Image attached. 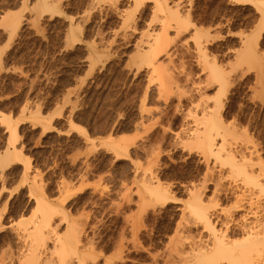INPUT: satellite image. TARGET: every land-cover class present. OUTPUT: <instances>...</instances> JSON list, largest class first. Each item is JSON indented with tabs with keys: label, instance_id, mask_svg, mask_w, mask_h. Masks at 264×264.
<instances>
[{
	"label": "rangeland",
	"instance_id": "374dc122",
	"mask_svg": "<svg viewBox=\"0 0 264 264\" xmlns=\"http://www.w3.org/2000/svg\"><path fill=\"white\" fill-rule=\"evenodd\" d=\"M46 1L56 3V13H41L37 0H0V162L18 151L21 156L0 163V251L16 255L13 227L23 218L24 224L35 219L28 216L41 196L54 213L58 235L71 232L73 223L81 226H76L79 249L92 252L85 264H172L171 240L184 231L196 237L200 230L188 215L191 189L202 183L195 189L203 190V202L216 194L219 208L233 201L234 184L224 179L222 167L203 156L194 140L181 143L193 136L190 129L218 115L238 135L236 148L255 145L264 161V14L258 3L234 0H165L164 13L156 17L149 0ZM123 9L132 10V28L120 27ZM161 23L168 27L161 45L165 40L167 45L154 51V59L167 92L135 56L140 35L160 31ZM246 52H255L257 61ZM221 81L225 88L216 106L211 98ZM196 100L215 105L217 114L202 123ZM3 117L10 118V127L15 124L14 138ZM193 117H200L199 128ZM149 172L167 196L146 191L140 181ZM14 220L19 222L10 228ZM180 257L173 256V264L184 263Z\"/></svg>",
	"mask_w": 264,
	"mask_h": 264
},
{
	"label": "bare ground",
	"instance_id": "6f19581e",
	"mask_svg": "<svg viewBox=\"0 0 264 264\" xmlns=\"http://www.w3.org/2000/svg\"><path fill=\"white\" fill-rule=\"evenodd\" d=\"M97 1L101 2L100 0H97ZM97 1H95V2H97ZM133 1H134V3L136 2L135 4H137L138 1H143V0H133ZM149 1H151L153 4L152 5L153 6L152 12L154 13V16L156 17V14L158 12L160 13L163 10V8L165 6L164 3L166 1L165 0H149ZM234 1L236 3H240V4H242V3L257 4L258 3L259 11L261 12L262 15L264 14V0H234ZM36 4H37L36 6L39 5L38 6L39 9H42L41 13H43L45 11L49 12V13H51V12L54 13L56 11V9H55L56 7H54V6H56V3H55V5L51 6L48 3V1H46V0H37ZM51 4H54V3H51ZM95 4H97V3H95ZM133 6L136 7V5H133ZM167 7H166V9H168ZM123 10L126 12H124V14L122 12L123 15L120 13L122 15V18H120L121 19L120 23L122 25L120 24L121 25L120 27L123 26L126 29H129V27L132 28V22H131L132 18H130V15L132 14L130 11H132V10H130V11L125 10V9H123ZM127 11L130 12V14H128ZM170 15H173V14H171V12H170ZM157 16H158V14H157ZM170 17L171 16H169V18ZM178 18H179V16H178ZM158 20L162 21L163 19L158 18ZM174 21H176V19ZM15 23H17V22L15 21ZM182 23H183V21H182ZM161 24H162V29L159 28L160 31L154 30L155 32L149 31V33L145 32V33H142L140 35L142 37L140 38L141 44L139 45V48H141V47L142 48L139 49L137 47L139 50L136 51L137 54L135 55L136 58H137V56L139 58V61L137 60L136 62H140V63L143 62V64L145 63V66H147V65L149 66V68L151 69V70L149 69L150 73L155 74L153 76V78H155V80H158L160 78V80L157 81V82H159L158 85L162 84L163 82L161 80L162 77H160V75L158 76V74H160V73L156 72V67H155V61L156 60L154 58H156L155 57L156 55L158 56V54H156V53H161V51H155V50H157L158 48L161 49L162 51H163V49L165 50V46L167 45V41L165 40L166 45L164 43V45H165V46L163 45L164 48L161 44L163 43L164 38H167L166 28H168V27H166L167 26L166 24H164V25H163V23H161ZM178 24H180V23H178ZM178 24H175L174 26H176ZM178 26L181 29L185 28V26L183 27L182 24H180ZM169 27H171V26H169ZM179 28H177V29L179 30ZM195 32H197V31H195ZM197 33L199 35L197 34L196 36L199 38L200 32L198 31ZM250 48H252V47L250 46ZM251 50L253 51V49H251ZM247 51H248V49H247ZM153 52H154V55H153ZM253 53L251 52L252 59L256 60L255 52H253ZM246 54H248V59H250V57H249L250 53L246 52ZM241 55H244L243 56L244 58L247 57L245 55V52H244V54L242 52ZM241 55H239V56H241ZM254 55H255V58H253ZM136 62L134 63L135 66H136ZM132 65H133V63H132ZM146 69H147V67H146ZM213 72L215 73L216 71L214 70V71H212V73ZM149 76L152 77L151 75H149ZM207 76H208V74H207ZM210 76H211V79L213 77V80H214V78H215L214 74L210 75ZM220 76H221V74H220ZM204 79H206V78H204ZM216 79L217 78H215V81H216ZM224 80L225 79H223V81ZM220 83H221V85H218V83H217V86H219L220 88L216 89V91L217 90L220 91L219 92L220 94L218 92H216V94L214 95L216 97L211 98L212 101L214 103H216V106H219V104H220L219 103L220 100L217 101L218 99H216V98H219L221 96L222 91L219 89L225 88L222 81ZM163 84H162V86L165 85L164 89H167L165 91L166 92L170 91L169 88L166 87V83L164 85ZM160 88H161V85H160ZM199 90H200V88H199ZM163 91L164 90H162V91L159 90V93H162ZM165 91H164V93H165ZM181 92H182V93H180L181 95L186 93V92L184 93L183 90ZM174 93H175V91H174ZM201 95H202V93L200 94V96ZM197 98H200V97H197ZM178 99H179V97H178ZM213 99H216V100H213ZM200 100H202V99L200 98L199 101ZM206 100H207L206 101V103H207L208 99H206ZM199 101L196 100L195 103H194V101H193V103L198 104ZM203 101H205V98ZM217 102L219 103L218 105H217ZM206 103L198 104L199 106L201 105L199 109L201 111L200 115L202 116V119H200V117H199V118H196V120H195V118L193 117L195 120L194 123L197 120L198 121L206 120V116H209L211 118L217 114L216 111L213 112V110H217V107L214 105L216 108L213 109L214 106L212 107L211 105H209V106H211V107H209ZM221 105H222V103H221ZM212 112H213V114H212ZM219 113H221V111ZM194 114H195V111H194ZM33 116L35 117L36 120L39 119V110H37V112H35V115L33 114ZM216 117H218V115ZM216 117H213V119L211 121H209L207 119L208 123H206V121L205 122L202 121V123L203 122L206 123L205 126L200 127L201 129L203 128L202 130L201 129L198 130L195 128L194 131H192L191 130L192 128L190 127L191 128L190 131L193 132V134H192L193 136L190 138L191 141L189 140V137L187 139L188 140L187 142L185 140L186 138L185 139L182 138L185 141L184 140L183 141L180 140V141H181V143H185V145L189 142V145H190V143L193 142L192 140H194V142H196V145H195L196 149L199 148L202 151L203 156L206 155V157H211L213 159L214 163H217L219 165V167H222L220 169V171H221L220 173L223 174L224 179H228L229 181H231V183L227 182L228 184H232V182L234 184V188L231 189V193L233 195L232 196L233 201L231 204L232 206L230 208L228 207V209L226 208V206H223V208H219V204H217L218 202H216L217 198H215L216 194L212 199L209 200V197H212V196H210L212 194L211 192H210L211 194L208 197L207 203H205L202 200L203 198H201L204 193L202 194L200 192L201 189L200 190L195 189V188H199V186L202 185V183L199 186L197 185L198 187H195V188L193 187L196 190V191H193L194 189H191V191H190L191 195L193 197V201L191 203L186 201L187 204L188 203L190 204V206H189V204L187 205L186 203H184L187 205V207H189V208H187V207L186 208L189 211L188 215H189V218L191 219V223H190L189 218L187 219V220H189V222L187 223V221L185 220L186 221L185 223L186 224H189V223L194 224V226L200 227V228L197 227L198 229H200L199 233H198V235H196V237H195V235L193 237V234H192V236H191V234H189L190 236H188L187 235L188 233H185L186 231H184L185 236H181L178 240H177V238L173 239L174 242L171 240V242L174 243V245H172L173 247L171 246V249H172L171 252L174 253L173 256L177 255V258H178V255L180 257V253L182 254V252H184L185 255L183 253L182 256L180 257V260L179 259L178 260L181 261V259L183 258L182 261L184 260V263L186 262V264H264V161L261 159V157L259 155L256 154L259 151H257V152L255 151V150H257L255 145L254 146L252 145L253 148L252 147L249 148V145L245 146L244 143L241 142L240 144H242V143L243 144L238 145V147H240V146L241 147L239 149L236 148L237 146L235 144H237L236 143L237 138H235V137H237L238 135L237 134H236L237 136L234 135L235 134L233 132L234 130L232 128H229L230 126L227 127L226 125H224L225 123L223 124V121H221V117H220V119L218 118L220 121ZM1 120L4 121L6 124H8V128H9L8 130H10L9 131L10 137H13L14 135H16L15 134L16 133L15 132L16 126L14 124V126L10 127L11 126L10 125L11 124L10 118L9 117H3ZM198 121H197V128H199L198 126L202 125L200 122H199L200 124H198ZM195 125H196V123H195ZM229 129H232L233 131L229 130ZM146 130H147V128L144 129V131H146ZM185 130H184V132H185ZM175 135H176V133L174 134V136ZM189 135H191L190 132H189ZM232 139H233V141H232ZM249 140L252 141L251 139H249ZM252 142H250V144H252ZM9 143L11 145H13V139H10ZM232 144H233V146H232ZM245 144H247L246 141H245ZM118 145H120V144H118ZM182 147H184V145ZM192 147L195 148L194 146L191 145V149H192ZM241 148H243L244 150L241 151L242 150ZM116 149L119 150L118 148H116ZM186 149H187V147H186ZM14 150H16V149H14ZM121 150H119V151H121ZM11 151H13V150H11ZM2 152H5L4 154L7 156L10 155V150L8 151L9 152L8 153L5 148H4V150H2ZM13 152H11V153L13 154ZM116 152L118 153V151H116ZM17 154L18 155H16V157H14V154H13L12 155L13 157L11 158V160H8V161H7V159L3 158L4 160H6V161H4V160L3 161L8 163L9 161H12L13 159H15V160L19 159L20 160L19 157H21V156L19 154V151ZM120 154H122V153L119 152L118 155H120ZM200 155H201V153H200ZM203 158H204L203 160H206L205 157H203ZM14 161H12V162H14ZM4 162L3 163L0 162L2 167H3ZM24 166H26V164ZM206 167H208V166L206 165ZM144 174H145V172H144ZM148 174H150V172L147 173V175ZM147 175H142V176L147 177L146 179H145V177H144V179L140 178V179H143L140 182L143 181V184H145L144 186L145 187L147 186L146 191L150 192L151 194H153V196H156V197L167 196V195H165L166 190L163 187H161L163 184L160 185V183H158L159 181L156 179L157 176L156 177L154 175L151 176V174L149 176H147ZM33 176L35 177V175H33ZM221 176H220V178H221ZM209 177H211V176H209ZM223 177H222V179H223ZM39 179L40 178H38V180ZM222 179H220V180H222ZM34 180H35V178H34ZM32 181H33V177H32ZM40 181H41V179H40ZM213 181H215V180H213ZM154 184H156V186ZM34 185H33V187L36 186V185L35 186ZM223 185L225 186V184H223ZM224 186H223V188H224ZM229 187H230V185H229ZM201 188H202V186H201ZM39 189H40V187H39ZM144 189H146V188H144ZM225 190H227V189H225ZM192 191H193V193H192ZM201 191H203V190H201ZM215 191H220V190H218V188H215ZM38 192H39V190H38ZM229 192H230V190H229ZM41 193H42V191H41ZM60 194H62V193H60ZM43 195H44V193H43ZM38 197H39V195H38ZM40 197L36 198L35 206H33L34 211L32 210L33 211V212H31L32 214H30L28 216V217L33 216V218H35V219L30 220V221H28L29 219H27L26 223L24 224V218L22 216L23 222L21 220H19L20 222L17 221L19 223L14 225L15 223H17L14 220L15 222L9 223V226H11L10 228H12L11 223H14L13 225L15 228L13 227V230L12 229L11 230L13 231V235H14L13 239L16 242L15 244H16L17 251H16L15 256H13L12 254L5 255L2 253L3 252L6 253L7 249H4L5 251H3V249L1 248L2 252L0 251L1 252L0 253L1 254L0 264H71L72 263L71 260H74L75 264H85L84 260L87 257L85 255H88L90 257L92 252H91V254H88L90 251H88V253H86L85 250H81L82 246H81V249H79L80 248L78 246V242H79L78 238L79 237L77 235V229H76L77 228L76 226L79 225V223L75 226V225H73L74 224L73 222H72L73 224L70 223L72 220L69 219L70 220L69 224H71V227H73V229L71 228L72 231L67 232V230H66L67 233L65 235H63V236L58 235V233H56L54 228L52 227V213H53V211H51L50 208L45 205V203L43 202V200ZM140 206L141 205H139L138 208H140ZM182 206L185 207L184 205H182ZM185 212H187V211H185ZM61 215H63V214H61ZM180 215L184 216V212H183V214H181V212H180ZM65 218H67V217H65ZM61 219L64 220L63 218H61ZM20 223H22V224L20 225ZM185 223H183V224H185ZM17 225H19V226H17ZM81 225L83 226V224H81ZM183 226L184 225H182V227ZM184 227H183V230H184ZM198 229H197V232H198ZM186 230H188V229H186ZM79 231H82V229H80ZM79 231H78V233H79ZM179 233L182 234L181 232H179ZM13 235L11 234V236H13ZM132 236H134V235H132ZM80 243H81V241H80ZM172 243H170V244H172ZM168 245H169V243H168ZM0 247H2V246H0ZM4 247H6V246H4ZM83 247H84V245H83ZM9 250H10V248H9ZM84 251H85V253H84ZM171 252L168 251L167 253H169V255H172ZM116 253H118V252H116ZM95 255H97V254H95ZM95 255H93V258L96 257ZM119 256L117 255L116 259H118V257L121 258V255H119ZM167 256H168V254H167ZM173 256H169V257H171L173 260ZM91 258H92V255H91ZM113 258H115V257H113ZM106 259L108 260V258H106ZM107 260L106 261L104 260V261L107 262ZM169 260L170 259H168V261ZM172 260H171L172 264L175 263ZM74 261L72 264H74ZM179 261H177V262L179 263ZM96 263H93V264H96ZM184 263L181 262L180 264H184ZM89 264H90V261H89ZM106 264H109V262Z\"/></svg>",
	"mask_w": 264,
	"mask_h": 264
}]
</instances>
